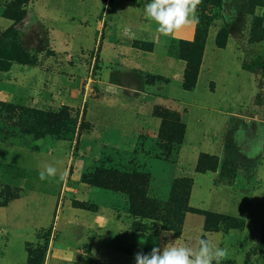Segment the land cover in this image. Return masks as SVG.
<instances>
[{"label":"rangeland","instance_id":"1","mask_svg":"<svg viewBox=\"0 0 264 264\" xmlns=\"http://www.w3.org/2000/svg\"><path fill=\"white\" fill-rule=\"evenodd\" d=\"M87 7L89 3L75 0H0V264H136L139 252L162 250L176 239L192 245L200 238L229 250L221 264H264V0H203L197 13L202 33L208 38L211 29L216 30L217 44L232 41L242 67L246 64L253 72L239 67L231 47L217 52L221 63L212 59V69L196 91L143 77L144 84L161 86L165 105L181 113L189 125L186 153L191 157L184 170L178 167L176 143L169 145L168 155L160 149L161 127L158 134L134 138L130 133L146 132L144 124L128 122L118 132L104 123L99 136H91L88 79L72 97L75 100L55 98L49 80L42 79L64 73L50 41L52 26L42 14L69 26ZM81 43L83 52L76 45L77 52L68 61L82 58L83 71L89 75L94 45L87 37ZM178 49L177 41L168 40L161 50L177 56ZM13 67L18 73L11 72ZM29 68H36V75L25 74ZM64 75L78 76L68 71ZM212 81L218 87L215 91L209 87ZM210 129L221 134L217 171L229 191L218 190L208 178L201 180L190 168L196 153L212 150L210 141H201ZM45 164L58 169L55 179H39ZM105 170L145 175L147 197L161 204L171 201L178 181L191 177L196 183L191 206L238 220L213 217L208 232L204 214L209 211H182L189 206L182 195L181 205L168 213L145 209L126 186L108 180ZM17 198L27 202L19 209L6 207ZM104 208L119 222V234L111 233L104 218L94 222V233L88 228V238L80 230L66 234L59 230L61 219L78 218L74 210L90 215ZM171 228H177L178 235L168 231ZM95 244H101V258ZM109 246L116 248L111 257L115 261L105 254Z\"/></svg>","mask_w":264,"mask_h":264},{"label":"crops","instance_id":"2","mask_svg":"<svg viewBox=\"0 0 264 264\" xmlns=\"http://www.w3.org/2000/svg\"><path fill=\"white\" fill-rule=\"evenodd\" d=\"M77 3H89L87 10L81 12V18H73L70 21L72 25H67V21L53 20L48 13L42 14V20L52 26L51 43L55 46L59 53L60 61L59 66L62 65L64 73L57 74L50 73L42 77L43 80H49L51 90L54 92L55 98L61 100L65 98L68 100L73 99L77 92H81L83 82L88 79L90 82L88 90L90 91V105L87 110V119L94 125V131L91 136L97 138L99 136V128L101 125L116 128V131L121 132V127L144 124L146 127L143 131L130 133L133 137L140 134L153 135L159 132L161 121L155 117L154 111L156 107H164L170 111L181 113L173 108H168L163 102L166 97L160 93L162 88L158 86H149L144 84V76L158 77L170 83L178 84L183 90L184 77L187 70V62L163 52L161 49L164 43L168 40L172 41H187L192 42L197 35L198 25H190L177 31L174 35L165 37L156 30V25L149 21L144 13V5L149 0H75ZM89 1V2H88ZM69 21V20H68ZM91 33V35L89 33ZM80 44L77 43V38ZM86 37L93 41V50L91 55V70L89 75L84 73L83 65L85 60L77 58L76 61L69 62L71 55L77 51L74 49L76 45L80 46L81 53L83 52L82 39ZM90 37V38H89ZM232 47V53L239 67L244 70L240 60L236 56V50L232 41L227 42L225 48L217 46V31L212 30L207 38L205 51L199 71L196 86L190 91H196L203 76L212 69V59L216 65L220 64L217 59L220 57L217 52H225ZM71 54V55H70ZM69 60V61H68ZM221 60V57H220ZM14 71V67L11 72ZM65 71L76 72L78 76L71 78V75L66 76ZM246 71V70H244ZM14 73H18L15 72ZM36 68H29L25 74L36 75ZM256 82V81H255ZM209 87L215 91L218 87L215 82H210ZM187 91V90H185ZM59 99V100H60ZM68 103H65L67 105ZM202 107V106H200ZM125 120V122H123ZM183 121V119H182ZM202 121V120H201ZM204 121V120H203ZM229 122V120L227 121ZM184 123V122H183ZM185 124V123H184ZM186 125V131L183 143L179 152V169L185 168L187 158L191 157L186 153L188 143L189 125ZM129 126V127H131ZM140 131V130H139ZM210 141V153H196L193 157L194 165L191 166L196 175H199L201 180L208 178L212 186L221 191L227 190L226 186L221 183L220 171L198 173L197 165L202 154L214 155L219 158V165L221 166V150L222 141L221 134L213 129H210L209 136L204 133L201 141ZM135 140V139H134ZM101 141V140H99ZM240 151V150H239ZM186 177V176H185ZM188 177V176H187ZM194 177H196L194 175ZM191 178V177H188ZM193 179V178H191ZM159 190L163 188L158 187ZM161 188V189H160ZM196 183L193 180V187L189 200V206L193 209L204 210L213 213L211 210H205L191 206V200L194 196ZM200 188V192H202ZM211 191V190H210ZM229 191V190H227ZM221 198V197H219ZM25 198H17L12 201L9 206H15L18 209L26 203ZM220 204V202H218ZM28 205H26L27 207ZM83 210H74L73 214H79L75 221H67L64 218L60 221V231L62 234L70 233L72 230L82 231L83 238H88L86 231L88 228H95L94 222L99 218H104L111 227L112 234H119V222L115 219L113 212L109 209H100L97 212L84 214ZM79 212V213H78ZM221 214V213H218ZM77 216V215H75ZM100 216V217H98ZM65 217V216H64ZM85 217V218H84ZM41 222H44V216L39 217ZM66 226H70L67 231ZM35 233V231L33 232ZM92 233L94 231L92 230ZM90 234V233H89ZM86 235V236H85ZM110 247V248H109ZM107 247L108 251L105 254L111 259L116 251L113 246ZM98 258L102 257L103 250L101 251V244L93 246ZM112 251V252H109ZM94 252V250H93ZM115 261V259H111ZM117 261V260H116ZM98 263V262H97Z\"/></svg>","mask_w":264,"mask_h":264},{"label":"trees","instance_id":"3","mask_svg":"<svg viewBox=\"0 0 264 264\" xmlns=\"http://www.w3.org/2000/svg\"><path fill=\"white\" fill-rule=\"evenodd\" d=\"M197 29V35L194 41L187 42V41H177L179 44L178 55L177 57L187 62V70L184 77L183 88L187 91L192 90L197 83V79L199 76V71L205 51V46L207 42V37L205 33L199 29V24ZM208 34V31H207ZM218 40V38H217ZM227 45V40L221 44H217L219 48H225ZM26 64V63H25ZM28 65H31L27 63ZM244 70L253 72L254 70L249 68L246 64H243ZM154 115L157 118L162 119V126L160 130L159 136L163 141V144H160V149L164 152V154L168 155V150L170 149L169 145L174 142L177 145V148H180L185 131L186 125L183 123L181 117L178 113L170 111L164 107H156L154 111ZM219 168V158L214 155L209 154H202L198 165H197V172L198 173H207V172H216ZM105 175L108 180L116 181L124 186H126L127 190L130 191L131 198L133 200H138L140 205L145 209H159L162 212H170L176 209L179 205H181V195L186 197L187 205H189V200L191 196V191L193 187V179L191 178H184L178 181L174 187V196L172 197L171 201L168 203H158L152 201L147 197V187L149 183V178L145 175H131L125 174L117 171H110L105 170ZM189 209L192 211H200L197 209H193L190 206H185L182 211L189 212ZM206 230L211 232L210 229V221L213 217H218L221 220H229L232 222H237L238 219L233 217H224V215L215 214L212 212H206ZM179 223V220H178ZM142 232V230H138ZM168 231H172L178 235L177 228H171Z\"/></svg>","mask_w":264,"mask_h":264},{"label":"clouds","instance_id":"4","mask_svg":"<svg viewBox=\"0 0 264 264\" xmlns=\"http://www.w3.org/2000/svg\"><path fill=\"white\" fill-rule=\"evenodd\" d=\"M203 0H149L144 5L146 18L156 25V30L165 37L199 23L198 9ZM58 169L45 164L39 172L41 181L55 179ZM59 179H65L60 175ZM227 248L217 247L212 241L200 238L194 244H181L179 239L166 244L163 249L154 247L149 254L135 255L136 264H221L228 258Z\"/></svg>","mask_w":264,"mask_h":264}]
</instances>
